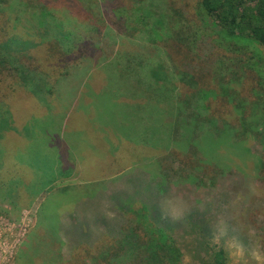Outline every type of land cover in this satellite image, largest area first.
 I'll return each mask as SVG.
<instances>
[{
    "label": "rangeland",
    "instance_id": "1",
    "mask_svg": "<svg viewBox=\"0 0 264 264\" xmlns=\"http://www.w3.org/2000/svg\"><path fill=\"white\" fill-rule=\"evenodd\" d=\"M201 2L0 0V264H79L82 251L134 227L149 238L164 231L179 264H212L220 248L227 264H264L262 134L253 128L244 134L254 137L227 148L222 124L227 116L240 135L252 115L264 129L254 106L264 108V53L253 40L221 35ZM155 65L168 70L162 92ZM181 69L194 70L195 100L210 95L200 101L205 125L179 119L177 92L191 89L177 81ZM126 94L151 121L140 128L149 149L102 160L99 138L118 141L100 126L137 115L134 104H116Z\"/></svg>",
    "mask_w": 264,
    "mask_h": 264
},
{
    "label": "trees",
    "instance_id": "2",
    "mask_svg": "<svg viewBox=\"0 0 264 264\" xmlns=\"http://www.w3.org/2000/svg\"><path fill=\"white\" fill-rule=\"evenodd\" d=\"M201 6L205 18L211 20L214 29H216L221 35L229 39L247 38L253 40L259 46L262 53H264V0H202ZM44 12L40 14V19L48 16L46 12L45 14ZM55 15L57 14H53V16ZM53 22L55 23V27H61L60 23L56 22L55 20H53ZM57 32L60 36L66 35V32H64L63 30H57ZM123 56L125 57V53H123ZM129 58H131L132 61L137 65H142L143 62L150 61V59H146V61H143V59L140 57L137 58L138 60L132 58L131 56ZM116 59L117 56L114 57V61ZM131 59H126V62H132ZM158 62L162 63V61ZM0 63L6 64L4 57L0 58ZM150 72V76L153 82H155V89L162 92L161 85L162 82H164V79L167 80L165 74H167L168 70L166 68L164 69L159 67L158 65H155L150 69ZM193 73V69H190L189 71H184L181 69L180 77L177 81L180 82L183 87L191 88L189 86H191L192 82H190L188 78L192 77L193 79H195L196 75L194 77ZM258 80V84L261 83L260 79ZM173 83L174 81L172 78L167 82V86H169V91L172 89L175 100V87L173 86ZM177 87L178 89H180L179 86ZM189 90L190 92H188ZM189 90L187 92H183L186 93V95H183V93L179 90L177 92L178 100L176 104H178L179 119L180 115L184 119L185 117H187L188 119H201L202 117H204V120L201 121V124L203 125L205 121V115L208 114L209 108L205 107V105H203L200 101H202L201 99H203V97L204 99H207L208 97H210V95L207 92L202 91L203 97L195 100V95L200 91L194 88H191ZM144 95L148 101L149 95H147L146 93H144ZM192 95L193 98H191ZM131 96L132 95L130 94H126L123 98L120 99L121 102H117L116 104H122L119 109H124V107H127L128 109L131 106L130 103L134 104L132 107L136 106L137 110V115L131 114L132 116H134V118L130 117L128 114L126 119L121 118V120L118 121L117 116L119 115H116L115 119L112 122L105 121V126H100V128L103 129L106 127L110 128L112 130L113 137L118 141V143L114 142L112 140V136L111 139L107 140L99 138V140L97 141L99 143L97 151L101 155L102 160L107 159V155H112L111 152H117L121 150V152H123L121 154V158L125 159L124 157L126 155L124 153H128L127 155H129V150L131 151V153L134 151V155H130V157H133L140 155L142 151L149 149V146L145 144L148 137L144 135L143 131L145 130V128H148L149 122L151 121H148L147 116H142V114L145 112L144 107L141 106L142 103L137 99H132ZM228 98L231 100L230 97ZM221 99L223 102H230V100L225 97ZM176 104L174 103L175 107H177ZM254 106L255 110H257L258 113H261L260 117L264 120V110H262L263 112L260 111V109L264 108H260L257 104H255ZM191 107L197 110L194 115L189 116L188 111ZM225 107L228 114L233 113V115H235L234 110L231 108V104H227L225 105ZM242 108L245 109L244 106ZM250 110L251 108L247 107V111ZM221 119H223V117H221ZM225 119L228 121H222V124H224L225 128L228 129V132L233 139V141L227 143V148L231 147V145H236L235 147H237L240 145V143L242 144L243 142L250 140L251 137H254V134H244L247 133L246 131L253 128H257V131L261 132L262 138L260 141L264 146V129L262 131L259 130V119H257V117L248 115V117L242 118V126H244V128H247L240 135L237 134V128L230 124L227 116H225ZM128 123L129 126H125ZM181 125L183 124L180 123V126ZM216 125L218 124L211 121L212 129L213 127L215 128ZM128 127L130 129L129 133L122 131L123 129L126 130ZM141 127L144 128V130H141ZM85 138L88 139V137ZM92 143L94 142H91L90 144ZM91 146L92 145H90V147ZM116 147L118 148L116 149ZM179 147L181 150L183 149L180 140ZM150 148H152V150H156L157 148L158 150L159 147ZM181 150L179 154H183V151ZM118 159L119 158H116V161ZM263 163L264 152L262 153L259 160V164ZM186 176L189 178L188 180L196 182L195 180H192L189 175ZM138 230L140 229L134 227L130 232H128L124 237H122V239L118 241L105 240L104 242L99 243L96 246L85 250L84 252L82 251L81 256L78 257L77 261L79 262V264H179L181 252L174 245L172 239L164 233V231L161 230L162 232H159L156 237L149 238V236L146 237L145 235L141 236L140 234H138ZM227 260L228 256L226 255L225 250L220 248L215 251L212 264H227Z\"/></svg>",
    "mask_w": 264,
    "mask_h": 264
}]
</instances>
